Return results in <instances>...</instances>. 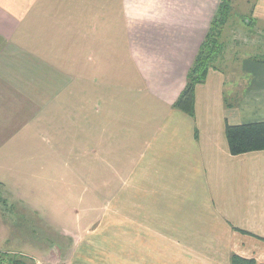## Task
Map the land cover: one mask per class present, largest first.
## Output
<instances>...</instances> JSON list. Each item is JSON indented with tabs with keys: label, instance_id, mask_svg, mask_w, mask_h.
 <instances>
[{
	"label": "crops",
	"instance_id": "0c3cea01",
	"mask_svg": "<svg viewBox=\"0 0 264 264\" xmlns=\"http://www.w3.org/2000/svg\"><path fill=\"white\" fill-rule=\"evenodd\" d=\"M220 2L0 0L1 94L11 89L24 97L30 82L34 100L55 97L57 86L42 94L41 83L55 81L57 67H65L58 70L63 80L73 67H83L86 82H101L95 104L101 134L87 140L89 123L82 120L81 153L112 161L116 172L127 162L128 185L117 183L98 213L88 211L97 192L82 180L66 194L75 227L58 233L69 242L65 264H83L90 242L100 237L88 231L107 218L109 206L128 210L129 225L143 227L112 236L119 243L114 264H230L232 254L264 264V150L233 155L226 137L227 125L264 121V64L242 59L241 74L228 85L217 61L197 86L195 117L174 107ZM252 11L251 25L260 33L264 0ZM26 66L35 72L25 73ZM88 67L95 73L88 74ZM77 96L81 111L89 113V90L69 97ZM125 98L129 106L122 104ZM111 115L123 123L118 141H105ZM122 148L126 154L117 156ZM87 211L90 222L83 223ZM116 221L122 224L115 215L109 224ZM169 242L180 244L171 250Z\"/></svg>",
	"mask_w": 264,
	"mask_h": 264
},
{
	"label": "rangeland",
	"instance_id": "374dc122",
	"mask_svg": "<svg viewBox=\"0 0 264 264\" xmlns=\"http://www.w3.org/2000/svg\"><path fill=\"white\" fill-rule=\"evenodd\" d=\"M257 3L258 0H229L234 15L232 19L236 24L232 29L229 27L225 30L224 51L217 60L219 67L226 70L228 85L230 77L241 74L238 64L242 59L264 60V34L255 33L256 26L246 25ZM257 27L263 29L261 25ZM248 30L253 34L242 33ZM13 68L9 67V71ZM82 68L73 67L71 76H64L63 80L59 71L65 70V67H57L59 71L51 73L56 80L41 83L42 94L56 90L57 86L55 97L34 100L30 82H26L25 89L30 91L24 97L12 95L15 92L11 89L10 95H2L0 84V264H65L69 242L60 239L58 233L60 228L75 227L71 222L72 204L66 194L72 187L78 188L82 180L83 186L87 183L91 190L97 192L95 195L98 198L88 211L98 213L108 203L112 196L109 192L117 188V183H120V187L128 185L129 178L124 169L126 161L121 162L120 170L116 172V165L112 161H97L95 154L83 156L81 153L82 145H86V140L81 141L82 120L84 124L89 123L83 130L87 140L93 143L101 134L98 127L100 116L95 111L96 90L101 82L95 79L86 82ZM95 68L88 67V74L95 73ZM34 72L32 67H25V73ZM108 74L105 72L104 89L111 86ZM85 88L90 95L89 113L84 109L81 111L83 100L79 96L69 97L71 92L79 93ZM58 91H61L60 94ZM122 104L129 106L130 99H122ZM122 124L111 115L105 141H110L112 137L118 141L124 129ZM7 144V149L3 150ZM93 148L95 145H91L89 150ZM122 150L117 156L126 154ZM124 160H128V156ZM84 205L81 204L80 208ZM107 208V218L100 224L92 225L88 231L100 237L90 242L89 253L82 259L83 264H114L118 260L114 257V250L119 249V243H114L112 236L126 235L130 228H143L129 225L128 210L123 207ZM88 211L84 212L83 223L90 222ZM113 214L121 217L122 224L118 225L117 221L116 224L112 222L116 226L109 224ZM49 221L54 222V227L49 226ZM178 244L169 242V248L175 250Z\"/></svg>",
	"mask_w": 264,
	"mask_h": 264
},
{
	"label": "trees",
	"instance_id": "16d2710c",
	"mask_svg": "<svg viewBox=\"0 0 264 264\" xmlns=\"http://www.w3.org/2000/svg\"><path fill=\"white\" fill-rule=\"evenodd\" d=\"M232 5L229 0H221L218 12L214 17L206 39L195 57L188 74L186 85L176 100L174 107L180 111L195 117L196 114V90L197 86L204 83L215 63L223 54L225 47L224 34L229 27H235L233 21ZM246 20V19H245ZM251 25L252 20H246ZM253 34V33H252ZM259 34H264L259 33ZM258 34V35H259ZM243 35V34H242ZM264 64L263 59H254ZM226 137L230 152L233 155L244 154L252 151L264 150V121L239 125H227ZM230 264H262L255 258H247L238 254H232Z\"/></svg>",
	"mask_w": 264,
	"mask_h": 264
}]
</instances>
